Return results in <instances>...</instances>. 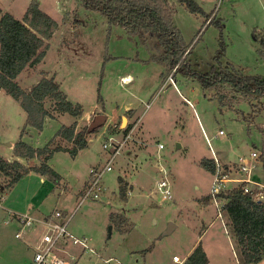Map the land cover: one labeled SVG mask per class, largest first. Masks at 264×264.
<instances>
[{"label":"rangeland","instance_id":"374dc122","mask_svg":"<svg viewBox=\"0 0 264 264\" xmlns=\"http://www.w3.org/2000/svg\"><path fill=\"white\" fill-rule=\"evenodd\" d=\"M31 1L0 0V7L22 19ZM39 1L60 26L45 59L22 72L19 83L30 89L44 72L55 75L69 99L83 105L79 128L103 111L109 123H115L110 128L115 133L102 127L75 157L67 151L55 152L49 163L60 179L32 171L14 185L0 188V198H4L0 203V264H33V244L43 234V225L37 221L33 229H25L26 239L17 237L21 224L13 213L45 217L56 210L72 215L71 233L91 239L94 251L69 247L77 256L75 264H178L173 256L184 258L199 243L207 253V264H239L233 234L224 227L226 217L218 216L213 201H205L213 172L201 161L217 156L230 164L232 177L246 178L248 173L240 175L237 167L240 157L263 150L264 98L260 109L242 95L234 107L223 106L214 92H204L198 80L181 72L174 75L176 68L155 60L153 55L160 49L153 40L141 41L124 27L110 25L106 16L86 8L81 0ZM197 1L202 13L169 0L173 20L191 49L186 58L191 68L206 72L212 64L231 63L246 74L264 76L260 38L254 35L264 34V0ZM75 15L81 22L76 30ZM221 41L225 52L217 60ZM126 76L131 78L123 82ZM128 110L133 111L130 118L136 127L112 160V169L103 174L102 198H88L77 207L91 167L105 165L113 151L112 140L124 139L119 127L126 126L127 119L121 125L122 115ZM74 119L64 114L48 120L33 142L28 141L44 146L62 124ZM25 122L20 103L0 89V155L15 158L14 143H9L20 138ZM24 161L39 163L38 158ZM263 163L256 158L247 183L250 187L264 182ZM165 175L171 182V200H164L157 190V182ZM120 177L128 183L124 199ZM7 181L0 174V184ZM238 184L229 181L226 187ZM113 212L126 214L133 228L122 232L111 220ZM170 223L175 227L166 232ZM255 264H264V257Z\"/></svg>","mask_w":264,"mask_h":264},{"label":"trees","instance_id":"16d2710c","mask_svg":"<svg viewBox=\"0 0 264 264\" xmlns=\"http://www.w3.org/2000/svg\"><path fill=\"white\" fill-rule=\"evenodd\" d=\"M86 8L101 12L108 18L110 25H120L130 36L141 41L153 40L160 49L153 58L167 62L170 68H176L174 75L181 72L186 78L200 82L204 92H214L223 106L234 107L240 95L244 96L253 107L262 103L264 98V76L246 74L243 69L231 63L212 64L206 72L193 70L186 62L189 46L183 40L181 31L176 26L173 15L174 7L169 0H81ZM192 13H202L203 8L197 0H178ZM211 16L208 15V20ZM214 18L210 20L213 22ZM80 18L75 15L72 23L75 30L80 26ZM59 22L40 6L39 0H32L22 19L0 7V89L14 97L26 112L25 126L20 138L14 142L15 158L9 160L0 155V174L7 178V183L0 188H7L18 182L30 172L46 174L52 179H60V173L49 163L55 152L67 151L75 157L89 144V137L107 124L105 112L93 115L90 123L79 128L78 119L84 114L83 105L69 99L55 75L44 72L40 80L30 89H25L18 81V76L35 68L46 57L50 40L59 29ZM254 33L260 38L259 53L264 56V34ZM191 51V49H190ZM189 51V52H190ZM225 45L217 60L224 54ZM64 114L72 115L75 120L62 124L60 129L44 146H34L23 139L27 127L41 131L48 118H60ZM109 131L113 133L114 131ZM128 127L124 131L129 130ZM25 160L39 159V163L28 165ZM260 158L264 161V146ZM202 164L212 172L215 161L203 159ZM121 197H127L128 183L120 177ZM244 184L227 189L221 193L224 200V212L228 233H232L240 264H255L264 257V201L255 199L254 192H245ZM209 202L208 195L205 201ZM111 220L122 232H128L133 224L124 213L113 212ZM150 249V248H149ZM146 249V250H149ZM207 253L199 243L182 264H207Z\"/></svg>","mask_w":264,"mask_h":264},{"label":"built area","instance_id":"2783aa9c","mask_svg":"<svg viewBox=\"0 0 264 264\" xmlns=\"http://www.w3.org/2000/svg\"><path fill=\"white\" fill-rule=\"evenodd\" d=\"M127 80V77L123 78V82ZM136 127V122L130 128L129 132L125 135L124 139L121 141H114L112 138L111 146L113 147L112 154L108 162L102 167L93 166L90 169V179L88 180L82 194L81 199L77 204V207L81 206L84 201L88 198L100 199L103 194V174L106 171L112 169L111 162L114 157L120 152L123 144L131 137L133 130ZM220 132H223L222 130ZM109 139V138H108ZM160 147L163 146L162 143L159 144ZM104 147H109L108 143H104ZM260 154L253 151L250 157H240L237 172L242 175L245 172L248 173L246 178H236L232 177V169L230 164L221 162L217 156L213 157L215 161V170L213 171V180L210 187L209 195L211 196V201L216 205L218 210V216L224 217V205L225 202L221 199L220 195L226 191V183L229 181H237L238 185L244 184V191L251 192L255 194V199L264 201V182H258L254 187H250L247 183L251 181L250 171L256 166V158H260ZM264 162V161H263ZM160 169H162L160 167ZM264 170V163H263ZM166 174V173H165ZM236 185V186H238ZM232 188V187H231ZM157 190L164 200L173 199V192L171 187V182L167 175L163 176L157 182ZM4 200L3 197L0 198V203ZM76 210V209H75ZM17 216L21 228L16 233L17 237L26 239L25 229H33L35 222H40L43 225V234L35 241L34 247V261L33 264H75L76 254L70 252L69 247L80 246L85 250L91 248L90 238L87 236L77 237L71 233L68 229L69 221L72 215H68L61 210H56L51 212L45 217H34L28 214H13ZM31 245V244H30ZM173 259L175 262L182 264L186 258H181L178 255H174Z\"/></svg>","mask_w":264,"mask_h":264},{"label":"crops","instance_id":"0c3cea01","mask_svg":"<svg viewBox=\"0 0 264 264\" xmlns=\"http://www.w3.org/2000/svg\"><path fill=\"white\" fill-rule=\"evenodd\" d=\"M126 77H129V80H130V76H126ZM108 116V115H107ZM133 116V111L132 110H128L127 111V114L126 113H124L123 115H122V124L121 125H123L124 124V122H125V119H127V123H126V126L125 127H119V131L120 132H125V135L129 132V130H130V128L133 126V124H134V121L132 122L131 121V118L130 117H132ZM51 119H55V118H48L47 120H46V122H48V120H51ZM75 120V119H74ZM73 120V121H74ZM80 119H78V121H79ZM72 121V122H73ZM71 123V122H70ZM69 123V124H70ZM109 116H108V119H107V124L105 125V126H108V127H106V128H109V126H113L114 124H111V123H109ZM46 124V123H45ZM104 126V127H105ZM129 126V130H127V131H124V129L126 128V127H128ZM108 130V129H107ZM108 132H110V131H108ZM37 129H35V128H33V127H27V129H26V133L23 135V139L25 140V141H27V142H29L28 141V139L30 140V141H32L31 139L32 138H35V137H37ZM111 133V132H110ZM113 133H115V132H113ZM39 134V133H38ZM33 142V141H32ZM13 144L14 142H10L9 144ZM29 143H31V142H29ZM32 145H34V146H40L39 145V143H31ZM7 159H9V160H12V158H7ZM14 159V158H13ZM21 161H23V162H25L24 160L25 159H23V158H19ZM87 184V183H86ZM86 184H85V186H86ZM85 188V187H84ZM83 188V189H84ZM105 198V197H104ZM7 209V208H6ZM8 211H10L11 212V210H9V209H7ZM13 212V211H12ZM13 214H16V215H18L17 213H13ZM47 216V215H46ZM224 227H225V229H226V231H228V228H227V225H226V222L224 223ZM19 231V230H18ZM17 231V232H18ZM228 237H229V234H228ZM197 245L196 244H194L193 246H192V248H191V250L188 252V254H187V256L194 250V248L196 247ZM187 256H185L184 258H187ZM238 263H239V260H238ZM178 264H180V263H178ZM240 264V263H239Z\"/></svg>","mask_w":264,"mask_h":264},{"label":"water","instance_id":"95a60500","mask_svg":"<svg viewBox=\"0 0 264 264\" xmlns=\"http://www.w3.org/2000/svg\"><path fill=\"white\" fill-rule=\"evenodd\" d=\"M175 227V224L174 223H170L168 229L166 232H171L173 230V228ZM111 231H112V226L109 227V233L111 234Z\"/></svg>","mask_w":264,"mask_h":264},{"label":"bare ground","instance_id":"6f19581e","mask_svg":"<svg viewBox=\"0 0 264 264\" xmlns=\"http://www.w3.org/2000/svg\"><path fill=\"white\" fill-rule=\"evenodd\" d=\"M126 81H129V77H127V80Z\"/></svg>","mask_w":264,"mask_h":264}]
</instances>
